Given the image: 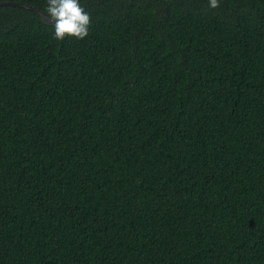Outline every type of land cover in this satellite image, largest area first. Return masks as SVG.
<instances>
[{
  "label": "trees",
  "instance_id": "16d2710c",
  "mask_svg": "<svg viewBox=\"0 0 264 264\" xmlns=\"http://www.w3.org/2000/svg\"><path fill=\"white\" fill-rule=\"evenodd\" d=\"M80 3L0 7V264H264V0Z\"/></svg>",
  "mask_w": 264,
  "mask_h": 264
},
{
  "label": "clouds",
  "instance_id": "9594fccd",
  "mask_svg": "<svg viewBox=\"0 0 264 264\" xmlns=\"http://www.w3.org/2000/svg\"><path fill=\"white\" fill-rule=\"evenodd\" d=\"M208 3L212 10L220 7V0H208ZM45 12L54 25L55 40L75 38L83 41L89 36L91 16L79 0H47Z\"/></svg>",
  "mask_w": 264,
  "mask_h": 264
},
{
  "label": "water",
  "instance_id": "95a60500",
  "mask_svg": "<svg viewBox=\"0 0 264 264\" xmlns=\"http://www.w3.org/2000/svg\"><path fill=\"white\" fill-rule=\"evenodd\" d=\"M81 0H79L80 2ZM0 7H17V8H22V9H25V10H28V11H31L33 13H35L36 15H38L42 21L48 25H51V26H54L52 24V22H50L48 20V17L45 15V13H43L41 10L35 8V7H32V6H29V5H26V4H23V3H18V2H11V1H4V2H0Z\"/></svg>",
  "mask_w": 264,
  "mask_h": 264
}]
</instances>
